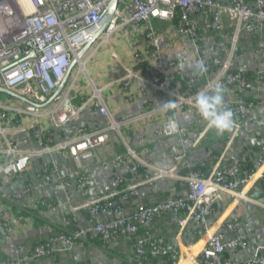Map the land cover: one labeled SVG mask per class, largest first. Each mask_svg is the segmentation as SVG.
I'll return each instance as SVG.
<instances>
[{
  "label": "built area",
  "instance_id": "built-area-1",
  "mask_svg": "<svg viewBox=\"0 0 264 264\" xmlns=\"http://www.w3.org/2000/svg\"><path fill=\"white\" fill-rule=\"evenodd\" d=\"M111 1L0 0V94L20 103L13 106L0 97V197H7L1 189L7 175L20 173L16 160L30 156L19 151L17 141L10 138L12 132H26L23 121L30 120L38 125L42 118L50 116L60 127L72 122L93 100L100 115L110 119V125L93 131L79 129L74 139L54 145L61 152L67 151L77 165L80 161L92 160L93 151L105 144L111 133L120 134L126 123L111 118L103 97L105 87L93 86L85 71L86 64L103 47L112 53L114 61L125 71L109 86L117 84L122 90H129L133 82L139 81L165 97L167 103L177 105L175 109L162 107V110L175 114L186 108L195 110L193 123L181 125L175 118L167 119L157 131L159 136L177 139L175 161L184 159L186 140L190 139L191 145L196 147L209 131L195 108L194 98L199 91H211L217 84L223 85L229 96L227 106L234 112L237 127L231 131L224 147L213 156L216 163L208 176L194 170L181 178L173 170H157L158 179L185 182L184 196L143 204L139 202V189L144 182L127 183L103 197L69 209L72 213L85 210L90 217H96V221L76 230L70 227V221H66L62 230L35 245L31 253L0 264H45L55 256L71 252L86 239L100 241L111 248L116 239L123 237L131 241L137 235L140 237L133 242V252L139 264L144 261L152 264L154 260L162 259L174 264H264V245L255 247L252 254L242 260L229 257L247 248L248 238L238 217H232L224 224L226 234L231 233L228 238L225 234L211 233L208 222L209 213L214 211V205L222 195L232 194L236 200H249L245 189L253 179V171L242 164L226 163L224 158L252 112H258L257 116L264 124V64L249 77L233 70L230 60L232 62L243 51L237 45L243 31L255 33L257 40L252 55L256 59L264 58V0H116L109 18ZM223 16L235 23V27L229 35L231 47L221 51L224 54L221 62L217 56H205L203 51L205 43L223 33ZM203 24L209 27H203ZM161 25H171L173 30L169 34H159L156 27ZM122 34L129 38L126 43L132 49V57L137 62H147L146 77L126 68L118 58L112 39ZM183 40L191 45L190 51L195 59L203 61L206 68L203 75L193 74L192 69L179 72L177 59L169 58L183 52L180 44ZM80 73L90 83L92 95L74 104L71 96ZM51 102L56 104L49 110L47 107ZM157 111L150 110L142 116ZM169 120H176L179 124L175 135L166 134ZM30 139L43 146L45 151L49 150L51 138L42 131L32 133ZM261 152L264 156V144ZM128 153L138 163L139 159L131 151ZM121 160L115 156L116 163L120 164ZM46 171V168L41 169V173ZM57 179L54 174L53 181ZM80 179L79 184L85 191L87 177L82 174ZM259 180L261 188L256 197H263L264 171ZM33 190L35 187L28 186L10 200L13 203L25 201ZM251 201L264 210V202L253 198ZM133 203L135 205L128 216L123 217V204L131 206ZM40 204L44 210H51L54 206L52 201L45 199ZM109 213L113 215L111 220L105 218ZM164 215L178 218L179 236L183 235L187 225L200 230L205 244L199 253L183 259L181 253L163 238L152 236L157 219ZM2 219L0 214V245L8 243L12 237L9 223ZM19 250L23 251L22 248Z\"/></svg>",
  "mask_w": 264,
  "mask_h": 264
},
{
  "label": "crops",
  "instance_id": "crops-1",
  "mask_svg": "<svg viewBox=\"0 0 264 264\" xmlns=\"http://www.w3.org/2000/svg\"><path fill=\"white\" fill-rule=\"evenodd\" d=\"M202 26L209 27L207 24ZM234 27L235 23L223 16L221 29L223 33L205 43L203 54L209 58L217 56L216 58L222 62L224 54L221 51L231 47L229 35ZM172 30L171 25L156 27L159 34H169ZM242 33L243 37L237 45L243 51L232 62L230 60V63L233 70L251 77L255 69L264 64V58L256 59L252 55L257 40L255 33L250 31ZM127 40L129 38L126 34L116 35L112 39L118 58L126 68L146 77L147 62H137L132 57V49L127 45ZM180 44L183 52L173 54L169 58L177 59L179 72L191 70L187 61L196 60L190 51L191 45L186 40ZM85 71L93 86L105 87L103 97L111 118L115 121H124L126 124L121 127L120 137L117 133H111L109 140L93 151V159L88 162L80 161L79 165L73 162L67 151L61 152L54 145L74 139L79 129L93 131L110 125V119L100 115L93 100L70 123L57 127L50 116H45L38 125L30 120L23 121L25 133L16 131L10 134V138L17 141V149L30 156L16 160L20 173L7 175L1 186L7 197L5 199L0 197V214L3 216L2 220L9 223L12 237L8 243L3 242L0 245V262L8 263L30 252L35 245L43 243L47 237L62 230L66 221H70L73 230L96 221L97 218L90 217L85 210L72 213L69 209L103 197L127 183L144 182L139 189V202L143 204H154L166 198L184 196L185 182L169 178L158 179L157 170H173L174 174L181 178L194 170L208 176L216 163L213 156L218 154L230 139L231 132L217 134L214 130H209L196 147L191 145L190 139L186 140L184 159L180 162L175 161L174 154L177 153L179 145L177 139L159 136L157 131L167 119L175 118L181 125L193 123L195 110L186 108L176 114L162 110L167 99L157 95L151 87L139 81L133 82L129 90H122L117 84L109 86L120 79L125 71L117 65L106 47L101 48L86 64ZM180 83L182 84V81ZM91 95V85L84 74L80 73L73 87L72 101L79 104ZM225 97L226 100L229 99L226 94ZM55 104L51 102L47 108L50 110ZM150 110L158 111L147 117L142 116ZM257 115L258 112H252L249 119L243 122L242 131L238 133L224 158L226 163L242 164L253 171V179L245 189L249 200L239 201L235 195L224 194L221 200L215 203L214 211L208 215L211 233L225 234L226 238L230 237L231 233L226 234L224 224L232 217L239 218L248 243L244 250L229 255L237 260L250 256L255 247L264 245V210L251 201L253 198L264 202V196L256 197L261 188L259 177L264 171V156L261 152V146L264 144V124ZM36 131H42L51 138L49 150L45 151L43 146L31 141L30 136ZM127 150L139 159L138 163ZM115 156L122 158L120 164L116 163ZM42 168H46L47 171L41 173ZM54 174L58 178L56 181H53ZM82 174L87 177L85 191L79 184ZM39 184L42 186L38 187ZM28 186L35 187V190L25 201L13 203L10 200V197L24 192ZM43 199L54 203L51 210L43 209L40 204ZM134 205L135 203L131 206L123 204L121 215L127 217ZM105 218L111 220L113 215L109 213ZM177 220V217L171 215L160 216L154 225L152 236L163 238L169 246L181 253L183 259L196 255L204 246L205 238L193 225H187L183 235L179 236ZM138 237L140 235L131 241L123 237L118 238L112 243L111 248L100 241L86 239L78 243L71 252L55 256L45 264H83L87 261L90 264H139L133 252V242ZM21 248L24 252L19 250Z\"/></svg>",
  "mask_w": 264,
  "mask_h": 264
},
{
  "label": "clouds",
  "instance_id": "clouds-1",
  "mask_svg": "<svg viewBox=\"0 0 264 264\" xmlns=\"http://www.w3.org/2000/svg\"><path fill=\"white\" fill-rule=\"evenodd\" d=\"M187 62L193 74L203 75L205 73L206 68L203 61L189 59ZM225 92L223 85L217 84L211 91H199L194 98L195 108L206 122L207 128L214 130L217 134L231 132L237 127L234 112L227 106ZM162 107L175 109L177 105L175 102H168ZM178 128L179 124L176 120H169L165 128L166 134L175 135Z\"/></svg>",
  "mask_w": 264,
  "mask_h": 264
},
{
  "label": "rangeland",
  "instance_id": "rangeland-1",
  "mask_svg": "<svg viewBox=\"0 0 264 264\" xmlns=\"http://www.w3.org/2000/svg\"><path fill=\"white\" fill-rule=\"evenodd\" d=\"M0 97L3 98V100L7 103H9L10 105H13V106H18L20 105V103L16 102V101H13L12 99H6L5 95L3 94H0Z\"/></svg>",
  "mask_w": 264,
  "mask_h": 264
},
{
  "label": "trees",
  "instance_id": "trees-1",
  "mask_svg": "<svg viewBox=\"0 0 264 264\" xmlns=\"http://www.w3.org/2000/svg\"><path fill=\"white\" fill-rule=\"evenodd\" d=\"M197 171V170H195ZM143 264H148L146 261L143 262ZM152 264H174L173 262H168L166 259L162 260H154Z\"/></svg>",
  "mask_w": 264,
  "mask_h": 264
},
{
  "label": "water",
  "instance_id": "water-1",
  "mask_svg": "<svg viewBox=\"0 0 264 264\" xmlns=\"http://www.w3.org/2000/svg\"><path fill=\"white\" fill-rule=\"evenodd\" d=\"M116 5V0H112L109 7V18L111 17Z\"/></svg>",
  "mask_w": 264,
  "mask_h": 264
}]
</instances>
